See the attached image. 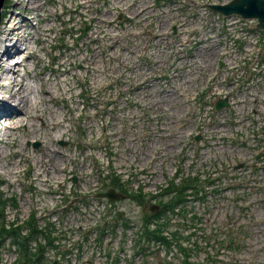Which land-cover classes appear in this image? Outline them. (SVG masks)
<instances>
[{
    "label": "rangeland",
    "instance_id": "1",
    "mask_svg": "<svg viewBox=\"0 0 264 264\" xmlns=\"http://www.w3.org/2000/svg\"><path fill=\"white\" fill-rule=\"evenodd\" d=\"M51 1L40 0L41 6L38 7L29 1L27 4L26 0H20L23 6L19 5L17 0H8L6 6L14 2L9 17L16 15L22 23L29 14L25 4L30 11L38 10L40 16H33L32 20L37 23L35 18L42 17L45 23L37 24L40 27L46 24V18H53V11L57 13V21L53 20V24L44 28V34L52 30L50 35H57V39L52 41L53 43L50 42L51 45L47 49L53 51L55 47V51L58 50L53 52L58 53L55 60L63 61L64 56L69 54L65 65L71 68V75L77 73L80 80L74 79L72 75L70 84L74 86L73 100L68 98L65 86L61 85L60 96L62 99L66 96L68 100L70 118L63 122L59 129L64 133L58 136L62 137L56 141V145L70 146L73 153H78L77 162L84 160L82 169L85 178L91 177L92 167L102 172L105 168L114 166L129 168L169 161L200 164L203 167L202 187L213 186L204 191L203 198H197L193 203L198 206V209L193 211L197 222L188 220L183 225L168 226L164 231L167 236L169 231L174 229L184 232V240L190 242L188 257L180 250L176 241H173V245L166 244L169 248V259H165L155 252L153 242L144 240L141 244L145 249L137 250L140 254L139 261L126 258L102 264H264V121L261 119L264 116V30H261V36L252 45L245 46L235 40L234 36L229 34L231 30L222 26V15L210 8V4L230 0H145L151 13L147 15L143 10V15L148 16L143 20L139 18V12L133 14V6L128 7V4H137L141 0H126L123 9L119 5L120 0H89V5H93L95 11H87L83 6L79 8L82 14L75 11L78 7L75 0L74 5L68 0H54L50 3ZM113 4L117 9L113 8ZM43 9L49 10L46 15L50 16H44L46 10ZM169 9L172 11L169 15L176 12L175 16L170 22H165V30L160 32L161 16ZM102 13H106L109 18L104 23H98V19L103 18L93 17ZM72 18L73 22L65 24L64 28L61 27ZM76 20L77 22H74ZM110 22L112 31L107 32L104 43L103 40L96 43L94 36L90 35L97 28L105 29ZM115 22L120 26L119 33L123 34V37H116L118 31ZM29 25L28 23L24 30ZM1 30L4 32L5 26L0 28ZM28 31L36 33L38 27ZM102 35L103 33L99 34ZM39 36L41 48L45 43L43 36ZM63 36L69 44L63 40ZM76 36L81 37L77 43L74 42ZM157 38L166 42L162 47L155 49ZM233 40L235 45L232 44ZM56 41H62L60 47ZM88 41H91L90 46H95L94 53L101 54L99 47H104L107 51L103 56V64L100 62V55L96 69L91 64L87 72V62L91 63L92 56V50L88 51L84 45L88 44ZM117 41H121L120 47ZM138 41L137 46L135 43ZM74 45L76 49H72ZM111 50L118 51L119 54L110 55ZM39 54H43L40 49ZM193 56H196L200 65L193 61ZM41 57L39 56L40 59ZM47 59L48 56L44 61L41 59L39 66L45 65ZM4 61L5 58L0 64ZM70 61L82 62V65L69 66ZM22 63L20 72L16 75H26L21 71ZM101 66L106 67V71H103ZM5 69L6 67L2 68V74ZM61 69L60 74H63L65 66ZM141 69L145 72L136 73ZM41 71L45 73L42 67ZM35 74L41 76L38 70ZM95 75L106 81L104 88L94 86L92 78ZM15 78L17 79L16 76ZM29 79L34 82L36 77L30 75ZM95 83L98 84L99 81ZM37 84L39 86H36V90L33 85L29 90L33 100L29 103L27 112L34 107L36 97L39 101L49 99L45 95L46 89ZM153 91H156L158 96ZM230 93L234 97H231ZM242 94H246L245 99L250 103V108H256V112L249 109V106L241 110L244 105L239 101ZM251 94L256 100L251 99ZM219 97L227 98L229 107L216 111L213 104ZM23 105L26 106V103ZM83 106L85 110L82 112ZM87 111L90 114L88 119L84 115ZM238 116L245 118L237 120ZM21 119L24 118L18 117L9 124L17 123V120ZM236 120H243V124H237ZM90 121L92 129L87 126ZM56 122L52 117L49 119L42 116L34 121L35 129L40 127V124L48 128ZM82 125L87 129L83 130ZM4 129L1 124L2 168L17 152L15 149L21 143L28 152H32L41 146L44 139V135L33 137L34 134L29 132L28 126L22 124L16 133L11 132V136L7 138L8 143L5 144L2 139ZM68 129L71 131V141ZM197 137L200 139L197 140ZM36 142L39 143L38 147L34 146ZM83 142H88V149L82 148ZM85 154L87 156L84 158ZM2 168L0 199L12 193L25 198L29 204V215L30 212H35L39 221L47 212L56 213L59 194H80L74 189L60 191L57 185L67 183L75 177L84 183L80 177L82 170L78 165L73 166L70 171V166L66 164L65 175L51 179L49 183L43 181L45 173L41 174L40 181L34 179L35 162L30 159L11 171ZM103 185H106L105 181ZM40 188L51 192L43 196L39 192ZM45 197L49 198L48 207L43 206ZM138 207L133 204L130 211L140 228L143 224L142 214L147 211L143 205L140 209ZM191 226H195V231L188 236L187 229ZM135 231L136 229L130 231L127 246L131 244ZM76 236L73 234L71 239ZM109 243L117 245V241Z\"/></svg>",
    "mask_w": 264,
    "mask_h": 264
},
{
    "label": "bare ground",
    "instance_id": "2",
    "mask_svg": "<svg viewBox=\"0 0 264 264\" xmlns=\"http://www.w3.org/2000/svg\"><path fill=\"white\" fill-rule=\"evenodd\" d=\"M28 1H29V3H31L33 5H38V7L41 6V3H39L40 0H28ZM68 1H69V3H71V5H74V2L76 1V5L78 7L75 9V11H77V13H79V14L83 13L82 11H79V8H82L83 6L85 9H87V11H90V10L95 11V8L93 7V5H89V0H85V2H84V0H82V1L81 0H75V1L73 0V2H71L70 0H68ZM111 1L114 2V0H111ZM125 3H126V0H120L119 1V5H120V7H122V9L125 6ZM113 6H114V4H113ZM132 6L135 9V12L133 14L136 15L137 12H139V15H140L139 18L142 20L147 19V17H148V16L143 15V10H144L145 14H147V15H149L151 13V9L148 6L147 1H145V0H141L137 4H133V3L128 4V7H132ZM26 8H27V12L29 14L27 15L26 20L23 23H22V21H20L18 19V17L16 15H12L9 17V20L5 26V31L3 33L0 32V36H3L2 38H0V43L5 41L8 44V45H6L4 51L0 52V61H2V59L4 60V58H5V61L2 63V65L0 64V67H1V69L3 67H6V69L3 71V74L1 73L2 71H0V117L6 119L5 120L6 124L4 127L5 129L3 130L4 133L2 134L3 135L2 139H3V143H5V144L8 143L7 138L11 136V132L16 133V131H18V129L22 126V124H26V126H28V128L30 129L29 132H32L34 134V135H32L33 137H37L39 135H44V139L42 141L40 140L41 146L37 150L34 149L32 152H28V149H26L25 146L23 147V145L21 143L17 147V149H15V151H17V152H15L12 155L13 157L11 156V158L9 159L7 164L5 163L4 168H2L1 165H0V168L4 169L5 171H11L12 169H17L18 166L22 162H27V160L30 159V160H33L35 162L34 178L37 179L38 181H40L41 174L45 173V178L43 181L45 183H49V181L51 179L53 180V179H56V178H59V177H62L65 175V173L67 172L66 164H68L70 166V171H72L73 166L78 165L80 167V170H82L80 177L82 178V180L84 181V183L87 187V186H89L91 180H90V178H85V172H83V169H82L84 160L80 163L77 162L78 153H73L72 150L70 149V146L62 147V146L56 145V143H55L58 136L63 135V133H64V131L59 130L62 127L63 122L68 121L70 118V113H69L70 111L68 110V108H69L68 103L65 101V99H62L60 96V94L62 92V86H65L64 87V90H66L65 93H68L71 100H73L74 86L71 85L70 83H71L73 78L76 80H80V77L78 76L77 73H72V75H73V78H72L71 68L68 67L67 65H65V63L68 61V60H66V57H68L69 54L64 56L63 61H60V60H55V57H56V55H58V53L52 52L54 58L51 59V61H53V63L51 64L50 59H49L48 63H46L45 65H43V64L41 65V67L45 70V73H43L41 71V67L39 66L41 59H43V61H44L45 57L47 58L48 53H50V51H48V49H47V47L49 46V43L57 39V35H55V34L50 35V32L52 30L47 32L48 35L44 34L45 33L44 28L48 27L49 24H53V23H51V22H53V20L57 21V19L55 17V16H57L56 15L57 13H56V11H53L52 12L53 18L52 19L46 18V24H44L43 27L42 26L40 27V26H37V24H39L40 22L45 23V21L42 17H40L38 19L35 18V21L37 20V23L33 22V20H32L33 16L34 17L40 16V14L37 12L38 10L30 11L29 7H26ZM114 8H116V6H114ZM98 9H100V8L98 7ZM43 10L44 11L46 10V12H44ZM43 10L42 11L45 14L44 16H50V15H46V13H48L49 10L48 11H47V9H43ZM70 10L73 11L72 9H70ZM86 12H84V14L86 16H88V14H86ZM165 12L166 13L164 15H162L161 19H160V27H159L160 32H163V29H164L163 27L166 24L165 22H169L170 18H173V16H175V13H176L175 12V13L169 15V12H172L170 9L166 10ZM99 17H101L103 19H101V20L98 19V23L99 22L104 23V21H107L109 18L106 13H102L98 17L94 16L93 18H99ZM28 23L30 25L28 26L27 29L24 30V27ZM9 25H11V26H9ZM34 27H38V31L36 33H35V31H31V32L28 31L29 29L34 28ZM97 27H98V24H97ZM111 27H112V25L109 24L105 29H104V27L101 29L97 28L96 31L90 35V37L94 36L96 43L99 40H103L102 43H104V40L106 39V37L108 35L107 32L112 31L110 29ZM21 28H23V29L21 30ZM52 29H53V27H52ZM107 29H109V31H107ZM120 29H121L120 26L117 25L116 31H118V34L116 35V37H118V36L123 37L124 36L123 34L121 35L119 33ZM23 31H25V32H23ZM5 33H7V34L5 35ZM100 33H103V35L99 36ZM43 34H44V36H43ZM39 35L43 36V41L45 43V46H42L40 48V51H43L42 55L41 54L38 55L34 49V43L38 42V39H41V37ZM114 35L115 34H113V36ZM158 37H159V35H158ZM156 40H157V42H156L155 49H157L158 47H162L163 46L162 44L164 42H166V41L163 42L160 38H157ZM11 41H13V44H11ZM87 43L88 44L84 43L87 50L88 51H90V49L92 50V56L90 58L91 63L87 62L86 71L88 72L90 67H91V64L94 65V69H96V65H97V62H99L98 60H99L100 55H101L100 62H101V64H103V62H104L103 56L105 55L107 49L104 47H99L98 50L101 51V54L100 53L97 54V53L93 52V49L95 46L89 45V43H91V41H88ZM138 43H139V41L136 42L135 45L137 44V46H138L139 45ZM141 43H142V41H141ZM20 44L23 45L24 47H20ZM120 45H121V41L118 42L119 47H120ZM76 48H77L76 45L72 46V49H76ZM112 50L110 51V55H112V54L118 55L119 54L118 51H112ZM79 51H81V50H79ZM7 52H8V54H10V56L8 54H6ZM72 54H74V53H72ZM23 56H26V58L20 59ZM39 56H42L41 59L39 58ZM9 57H10V59H8ZM139 57L140 56H138V58ZM13 58L17 59V61L15 63L16 65H13L11 63V59H13ZM194 60H195L196 64L200 65L199 61L196 59V56H193V61ZM23 61H24V63H22ZM21 63H22V67H23L21 69V71H24L26 75H23L22 73L16 75V73L20 72ZM74 64L82 65V62L76 63L74 61H70L68 63L69 66H72ZM47 66H48V68H47ZM62 66H65V69L63 71L64 73L60 74V72L62 70L61 69ZM101 67H102L103 71H106V67H104V66H101ZM36 70L39 71L41 76H36V74H35ZM141 72H145V71L143 69H141L139 72H136V73H141ZM30 75L36 77V80L34 82L32 79H29ZM15 76L17 77V79L15 78ZM105 78H106V75H105ZM28 79H29V81H27ZM92 80H93L92 83L94 84V86H97L98 88H104L106 86V81L102 80L101 76H99V75H95V77H93ZM5 81L8 82L7 85H3V82H5ZM95 81H99V83L97 84V83H95ZM32 82H33V84H32ZM37 83H39L40 85H42L46 89V90L44 89L46 91L45 95L48 96L49 99L39 101L36 97V100H34V107L30 111L27 112V109L30 106L29 103L33 100L32 95L29 93V90L32 89L31 88L32 85L35 87V90H36V86H39ZM4 89H5V91H4ZM167 90H169V89H166V91ZM153 92L158 96V93L156 91H153ZM21 94H22V96H21ZM245 95L246 94L240 95V101H243L245 103V105L242 107L241 110H244L247 106L250 107V103L245 99ZM231 96L234 97V95L232 93H231ZM250 97H251V99L254 98V100H256V97L252 98V94L250 95ZM14 100L17 102H14ZM24 102L26 103V106L23 105ZM158 107L160 108V106H158ZM20 108H22V109H20ZM84 110H85V106H83L82 112ZM84 115L86 116L87 119L90 117V114L88 111L86 113H84ZM42 116H47L49 119H51V117H52L57 122L52 123V125H50V127H48V128H44L43 125L40 124V127H36V129H35L34 121L37 120L38 118L42 117ZM18 117H22L24 119L17 120V123L9 124L11 121H13L14 119H16ZM240 118L241 117H239L238 120H240ZM102 120L104 122V117H102ZM103 122L100 125V128L103 125ZM106 124H108V120L106 121ZM87 126L89 128H92L93 127L92 121L88 122ZM24 129H25V126H24ZM68 132H69L68 137L70 138V141H71L72 140V137L70 136L71 131H69V129H68ZM29 140H32V139H29ZM81 145H82L83 149L84 148L88 149V147H89L88 142H83ZM0 154H1V151H0ZM15 155H18V156L14 157ZM86 156H87V154L84 155V158ZM47 191L48 190L44 189V188L39 189V192L43 196L45 194H47Z\"/></svg>",
    "mask_w": 264,
    "mask_h": 264
},
{
    "label": "water",
    "instance_id": "3",
    "mask_svg": "<svg viewBox=\"0 0 264 264\" xmlns=\"http://www.w3.org/2000/svg\"><path fill=\"white\" fill-rule=\"evenodd\" d=\"M4 1L5 0H0V19H1V9L4 5ZM222 10L226 13L237 11L240 12L244 17H258L264 25V0H238V2L237 1L232 2ZM224 104H225L224 101H219L218 107H221ZM107 196H109L113 200L116 199V194L114 192H108Z\"/></svg>",
    "mask_w": 264,
    "mask_h": 264
},
{
    "label": "trees",
    "instance_id": "4",
    "mask_svg": "<svg viewBox=\"0 0 264 264\" xmlns=\"http://www.w3.org/2000/svg\"><path fill=\"white\" fill-rule=\"evenodd\" d=\"M4 16H5V13H4V10L2 11V19L4 18ZM140 199V201H142L143 200V198H139ZM143 202V201H142ZM148 221H149V216L146 218V222H145V225L148 223ZM147 232V234H154V233H152V232H149V231H146ZM153 236H157V235H153Z\"/></svg>",
    "mask_w": 264,
    "mask_h": 264
},
{
    "label": "built area",
    "instance_id": "5",
    "mask_svg": "<svg viewBox=\"0 0 264 264\" xmlns=\"http://www.w3.org/2000/svg\"><path fill=\"white\" fill-rule=\"evenodd\" d=\"M146 182H148V181H150V183H154V178H152L151 176H147V178H146V180H145Z\"/></svg>",
    "mask_w": 264,
    "mask_h": 264
}]
</instances>
